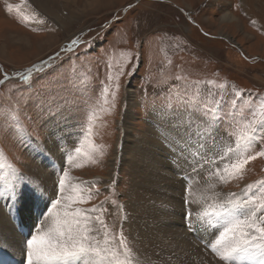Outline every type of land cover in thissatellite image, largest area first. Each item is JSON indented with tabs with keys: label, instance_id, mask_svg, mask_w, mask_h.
I'll list each match as a JSON object with an SVG mask.
<instances>
[{
	"label": "rangeland",
	"instance_id": "rangeland-1",
	"mask_svg": "<svg viewBox=\"0 0 264 264\" xmlns=\"http://www.w3.org/2000/svg\"><path fill=\"white\" fill-rule=\"evenodd\" d=\"M227 14L233 18H226ZM74 38L81 42L69 50ZM55 53L60 55L49 60ZM40 61H47V70L34 76L30 87L12 76ZM6 73L9 79L4 80ZM0 80H4L0 84V175L14 179L10 182L17 175L29 179L27 165H47L49 157L44 162L39 158L41 152L52 153L46 144L63 133L70 134L55 155L69 157L56 163L55 199L65 171L61 204L68 203L63 197L73 194L67 185L95 182L78 187L92 195H85L71 210L101 205L94 216L104 220L117 260H125L118 239L122 231L132 264L137 259L146 261L138 253L124 210H138L130 201L129 188L135 178L130 161H136L138 149L146 145L138 144L137 134L145 133L157 115L191 117L197 126L192 133H182L186 140L180 146L188 155L193 152L200 166L177 164L170 160L169 150L160 151L163 170L182 180L179 195L185 213H193L185 203L192 179L189 172L196 180L199 172L207 178L225 176L218 185L221 196L217 198L222 204L237 198L254 200L257 207L264 205V184L260 183L264 181V157L256 156L264 151V125L256 126L247 148L240 143L264 97V0H0ZM126 121L132 132L125 136ZM126 143L139 147L128 155L122 149ZM225 151L233 154L220 172L218 164ZM249 156L256 158L248 160ZM244 160L248 162L242 170L233 172L232 165ZM149 163L138 168L135 188L142 192L151 187L155 191L151 197L160 207L161 188L167 195L173 188L164 178L162 182L154 179L151 169L157 166L152 168ZM249 184L255 187L246 190ZM35 188L37 184L27 187L29 192ZM26 193L25 200L34 198ZM20 203L3 195L0 206L11 217L13 206ZM152 212L149 209L150 218ZM195 231L187 230L205 246L208 239ZM32 233L33 229L28 230L23 237L27 240ZM241 264H245L243 258Z\"/></svg>",
	"mask_w": 264,
	"mask_h": 264
},
{
	"label": "bare ground",
	"instance_id": "bare-ground-1",
	"mask_svg": "<svg viewBox=\"0 0 264 264\" xmlns=\"http://www.w3.org/2000/svg\"><path fill=\"white\" fill-rule=\"evenodd\" d=\"M226 18L233 17L227 14ZM184 117L185 116L175 114L169 116L157 115L155 118L151 119V121L148 122V131L146 130L145 133L137 134V139L139 138L138 144L146 145L138 149L136 161L133 159L130 161L131 166H133L132 174L136 178V172L137 170H139L138 168L140 166H144V162L147 163V161L150 160L149 165L151 167L157 166V168L151 169V173L154 175V179L158 178L161 181V178H164V180H167V182H171V186L173 189L171 190V193L168 194L172 195L168 196L166 190L161 188L162 198L160 196L159 199H161L162 202L160 208L158 207V201L156 200L154 202V197H151L152 194H155V191H153L150 187L149 189L142 188V192H140L139 190H137V188H135L136 184L139 183V180L137 178L136 181L135 178L132 180L133 184H131V187L129 188L131 190L130 201H133L135 209L138 210L131 211L127 207H124V212L127 214L126 219L129 220L127 221V223L130 222V224L132 225L133 229L130 230L133 231V233L131 234L134 238L138 253L146 256V261L140 262L137 259L136 264H221V262L217 259L212 251H210L205 246H201L199 243H197V240H195L192 235H189V233L187 232L188 229H185L183 225V223L185 224V219L183 220L182 216L186 213L184 212L185 207L182 204L183 200L180 199L183 185L182 180L172 178V176L168 174L166 170H163L165 168V164L162 161L160 152L161 149L165 150L166 152L167 150H169L168 154L171 153L170 156L172 157L170 160L173 159L177 162V164H190L194 165L195 167L200 166L196 162V158L193 156L194 153L192 152L193 155L191 153L188 155L182 151L180 146L181 143L185 142L186 140V136L183 137L182 133H185V131L186 133H192L194 132L193 130H195L197 127L194 126L195 121L192 120L191 117ZM124 118H128V115H125ZM124 124L125 125L123 129L125 130V135L126 133H128V131L130 132L131 129H129V127L127 126V121L124 122ZM175 136L179 138H175ZM70 138V134L63 133L60 137L56 138L59 140L56 141V139H51V141L46 144V149L48 151L52 150L50 151L52 153L49 154L47 152H41L39 154V158L44 162V159L46 157H49L47 158V165H43L42 162H37V164L31 163L27 165V172L28 175H30L29 177L31 178V181L30 178L26 179L20 177V175H17L15 179L16 181L11 182V184L14 186V189L16 190V195H13V190L8 187L7 183L4 180H0V201L3 195H9L12 196L14 200H18L21 202L19 206H13V216L11 217H8V215H6V213L0 206V247H2L3 249H0V264H14V262H16L17 264H27L26 252L24 250V241L26 244L27 240L23 237V234L27 233L28 230L31 229H33L32 234H34L36 232L37 225H43L44 227L50 226V217L44 216L43 213L38 218H36V216L41 211H44L46 213L48 207L52 206L51 202L55 200V175L59 170L56 163L69 158L55 155L57 154L58 148L59 146H61V143L64 145ZM169 144H171L170 148L168 146ZM222 144L225 148L228 147L226 141ZM155 145L157 149L153 148ZM136 147L138 148L139 146L126 143L125 146L122 147L123 153H129L128 155H131V153H134L136 151ZM156 152H160L158 153L159 155H157ZM232 154L229 155L227 151L222 154V159L218 164V170H220V172L223 169H226L227 166L225 164V161H227L229 157H232ZM53 157H56L57 159H54ZM167 164L172 170L171 163ZM40 166H42V168ZM188 174L190 175V177H192L191 181H189L188 188H186V190L189 192L187 199L191 201V204H188V207L193 208L190 210L193 211L192 215L194 218L203 215L205 212H212V210L218 206V203L222 204V202L218 201L219 199L217 198V196H219L221 192V190L218 188L219 183L222 181L219 178L221 175H218L217 177L207 178L208 175L206 176L204 172L203 174L199 172L197 175V177L199 178L196 180L195 174L193 172H189ZM201 175L205 176L206 180L202 181ZM7 180L11 181L14 179L7 178ZM167 182L163 183H166V186L169 187V184ZM35 184H37V188H35L34 190L43 191L45 194L44 198L37 200L33 192L28 191L27 187ZM84 184L85 183H83V181L74 182V185L77 187H82ZM26 192L30 194L32 193L34 198L25 200V196L27 195ZM214 195L215 197L213 198ZM127 202L125 204L126 206H129ZM63 204H61V207L53 208V212L63 211ZM149 209H153V215L151 216V218L149 216ZM91 215L93 218H95L94 213H92ZM176 217H179V219H177ZM94 226L97 227L98 224H94ZM227 226L228 225L224 224L222 221L217 222V218L213 217L211 223H197V233L195 235L203 236L208 239V241H212L214 243L215 238L218 237L219 233L222 232L224 230V227ZM134 231L136 238L134 237ZM214 231L215 237L213 236ZM103 240L104 237L101 234L100 246L102 248L108 247L110 254L112 251L111 245H105L103 243ZM200 241H202V239ZM243 259L245 260V264H249V262L247 261V257ZM80 262L82 264H85L84 261ZM75 264L78 263L75 262Z\"/></svg>",
	"mask_w": 264,
	"mask_h": 264
},
{
	"label": "snow or ice",
	"instance_id": "snow-or-ice-1",
	"mask_svg": "<svg viewBox=\"0 0 264 264\" xmlns=\"http://www.w3.org/2000/svg\"><path fill=\"white\" fill-rule=\"evenodd\" d=\"M8 9L11 10L12 5H8ZM80 42L77 38L72 39L68 49L72 50V46L78 45ZM63 50L61 49V51ZM58 55L59 53L55 54V56ZM54 58L49 57V60ZM46 64L47 61H40L21 72H13L12 76L30 87L29 81L42 71H46ZM135 70L134 66L133 72ZM7 79H9V75L6 73L4 80ZM4 80H0V84L4 83ZM237 95L241 94L237 93ZM260 100L258 109L253 112V119L247 125V131L240 137V143L244 148H247V141L254 136L256 126L264 125V97ZM249 110L251 111V109ZM50 115H54V113H50ZM76 151L79 153L80 149L77 148ZM256 156L264 157V151L258 152ZM255 158V156H249L248 160ZM247 162L244 160L240 164L232 165L233 172L241 171ZM67 176V171L61 175L59 180L60 194L51 202L52 206L48 207L47 212H42L44 216L50 217V226L37 225L36 232L26 241L27 264H75L76 261H84L85 264H112L113 261L115 264H132L131 250L127 247V241L122 231L119 233L118 239L125 254V260H117L115 253L109 254L108 247L102 248L100 246L101 234L104 236L103 243L105 245L112 243L102 217L93 218L91 215L100 211L101 205L90 209L75 208V210H71L75 203L84 200L85 195L91 197L90 191L84 193L75 185H67V189L73 194L63 197L68 201L62 205L63 211L53 212V208L61 207V197L66 189L65 178ZM219 178L223 181L225 176L221 175ZM0 180L7 183L8 187L13 190V195L17 194L14 186L5 176L0 175ZM260 183L264 184V181ZM254 187L255 185L249 184L246 190H251ZM33 194L37 200L44 198L45 195L40 190H34ZM185 203L191 204V201L185 199ZM253 208L256 210L253 211ZM262 210H264V205L257 207L254 200H230L213 209L212 212H205L195 218L191 212L186 213L184 226L192 232L196 230L197 223H211L212 218L216 217L217 222L222 221L228 226L219 233L214 243L208 241L205 246L210 247L221 264H241L242 258L246 257L250 258L251 264H264V215H259ZM244 213L248 214L244 216V219H239L238 217ZM94 224H99L100 228H96ZM213 236L215 237V231Z\"/></svg>",
	"mask_w": 264,
	"mask_h": 264
},
{
	"label": "water",
	"instance_id": "water-1",
	"mask_svg": "<svg viewBox=\"0 0 264 264\" xmlns=\"http://www.w3.org/2000/svg\"><path fill=\"white\" fill-rule=\"evenodd\" d=\"M55 54H57V53H55ZM55 54H53L52 57H56Z\"/></svg>",
	"mask_w": 264,
	"mask_h": 264
},
{
	"label": "flooded vegetation",
	"instance_id": "flooded-vegetation-1",
	"mask_svg": "<svg viewBox=\"0 0 264 264\" xmlns=\"http://www.w3.org/2000/svg\"><path fill=\"white\" fill-rule=\"evenodd\" d=\"M60 55V54H59Z\"/></svg>",
	"mask_w": 264,
	"mask_h": 264
}]
</instances>
